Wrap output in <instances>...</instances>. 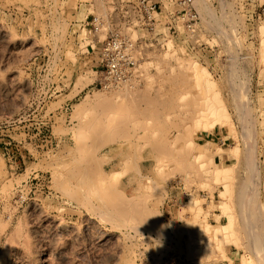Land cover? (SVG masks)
<instances>
[{
    "label": "rangeland",
    "instance_id": "1",
    "mask_svg": "<svg viewBox=\"0 0 264 264\" xmlns=\"http://www.w3.org/2000/svg\"><path fill=\"white\" fill-rule=\"evenodd\" d=\"M103 3L0 0V264H264V0H195V40L164 0L107 91Z\"/></svg>",
    "mask_w": 264,
    "mask_h": 264
},
{
    "label": "built area",
    "instance_id": "2",
    "mask_svg": "<svg viewBox=\"0 0 264 264\" xmlns=\"http://www.w3.org/2000/svg\"><path fill=\"white\" fill-rule=\"evenodd\" d=\"M169 1L175 11L165 25L167 36L178 31L177 22L189 39H197L203 18L195 0ZM103 4V11L89 13L84 24L96 38L91 49H99L97 85L107 91L129 85L138 78L147 51L159 46L165 38L162 16L167 11L164 0H104ZM258 17H264V8L258 11ZM103 35L105 39L99 41L98 36Z\"/></svg>",
    "mask_w": 264,
    "mask_h": 264
},
{
    "label": "bare ground",
    "instance_id": "3",
    "mask_svg": "<svg viewBox=\"0 0 264 264\" xmlns=\"http://www.w3.org/2000/svg\"><path fill=\"white\" fill-rule=\"evenodd\" d=\"M147 53H148V55H149V52H147ZM150 53H151V52H150ZM201 72H202V73H200L201 76H202V74L207 75V73L205 74V71H204V70H202ZM208 76H209V75H208ZM202 77H203V76H202ZM204 77H205V76H204ZM198 78H199V76H198ZM202 80H203V79H202ZM206 80H207V78H206ZM204 81H205V78H204ZM211 82H212V80H211ZM211 86L213 87V85H211ZM211 86H210V87H211ZM220 109H221V108H220ZM222 109H223V108H222ZM211 110H212V109H211ZM217 110H218V109H217ZM217 112H218V111H217ZM212 118H213V117H212ZM219 120H220V119H219ZM205 121H206V120H205ZM220 122H221V121H220ZM214 124H215V123H214ZM221 124L223 125V123H221ZM108 125H111V122H108V120H106L104 126H108ZM210 126H211V124H210ZM212 126H213V125H212ZM191 139H192V138H191ZM198 159H199V157H198ZM226 169H227V168H226ZM221 170H222V169H221ZM221 170H220V173H221ZM224 170H225V169H224ZM224 170H223V171H224ZM227 170H228V169H227ZM215 171H216V170H215ZM224 172H226L225 174H227L228 171L225 170ZM224 172H223V173H224ZM229 172H230V171H229ZM216 173H217V171H216ZM220 173H219V175H220ZM227 175H228V174H227ZM218 177H219V176H218ZM218 177H217L216 179H218ZM216 179H215V180H216ZM218 180H219V179H218ZM248 195H249V194H248ZM245 201H246V200H245ZM249 207H250V206H249ZM252 207H253V206H252ZM244 208H245V207H244ZM254 208H255V207H254ZM250 212L253 213V211H250ZM254 213H255V212H254ZM258 213H259V211H258ZM249 214H251V213H249ZM261 214H262V213H261ZM258 215H259V218H261L260 214H258ZM254 217L257 218V216H254ZM262 217H263V216H262ZM259 218H258V219H259ZM254 220H255V219H254ZM254 220H253V221H254ZM257 221H258V220H257ZM260 221H261V220H260ZM258 222H259V221H258ZM262 222H263V221H262ZM262 222H260V223H262ZM263 224H264V223H263ZM263 224H262V225H263ZM263 226H264V225H263ZM259 228H260V227H259ZM261 229H262V228H261ZM263 231H264V230H263ZM259 242H260V240H259ZM261 246H262V244H261ZM263 246H264V245H263ZM245 258H247V257H245ZM250 258H251V257H250ZM244 261H245V262H244L243 264H245V263H251L250 260H244Z\"/></svg>",
    "mask_w": 264,
    "mask_h": 264
},
{
    "label": "clouds",
    "instance_id": "4",
    "mask_svg": "<svg viewBox=\"0 0 264 264\" xmlns=\"http://www.w3.org/2000/svg\"><path fill=\"white\" fill-rule=\"evenodd\" d=\"M165 227H171V223H169L167 226L161 225V228H165Z\"/></svg>",
    "mask_w": 264,
    "mask_h": 264
}]
</instances>
